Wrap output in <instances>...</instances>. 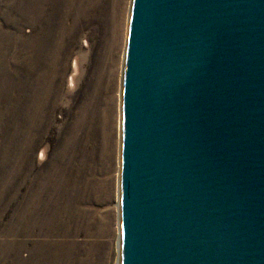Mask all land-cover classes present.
<instances>
[{
	"label": "water",
	"instance_id": "water-1",
	"mask_svg": "<svg viewBox=\"0 0 264 264\" xmlns=\"http://www.w3.org/2000/svg\"><path fill=\"white\" fill-rule=\"evenodd\" d=\"M119 264H264V0H131Z\"/></svg>",
	"mask_w": 264,
	"mask_h": 264
},
{
	"label": "rangeland",
	"instance_id": "rangeland-1",
	"mask_svg": "<svg viewBox=\"0 0 264 264\" xmlns=\"http://www.w3.org/2000/svg\"><path fill=\"white\" fill-rule=\"evenodd\" d=\"M127 1H129L130 3V0H122V10L124 12L121 13L119 19V21H121L119 22L120 32L119 30L117 31L119 32V37L116 36L117 34L115 33L116 29L118 28L116 24V28L113 32L115 33V36L113 35V38L115 37V45L117 44V46L114 48L115 51L113 50V62L109 63L110 68L112 67V69L114 68L113 70H115L113 71V94H115L113 101L115 110H117L114 112L115 114L119 115L118 118L120 117V110L118 109L120 108V96H118V98L116 97V90H120V79H118V77H120V73H117L116 67L118 66L117 61L119 59L120 47L118 48L119 50L116 48L118 47V45L120 46L123 43V37L126 39L125 35L122 36L124 30L122 29V27L124 28L125 23L127 30V11H125L124 9L125 6L127 8ZM58 6L59 0H0V51L2 50V53L0 52V122H4L3 124L2 122L0 124V264H59L58 149H60L59 142L62 136L60 128L68 124V122L70 121L69 114L63 112V104L59 102V85L61 83L63 89L66 87L65 81L67 80V77L71 72L70 59H72L73 54L74 56H78L86 50V46L84 47L83 40L86 41L85 44H88L89 46L87 47V51L89 52V54H92L91 56L95 54L94 52H96V50L98 49L97 47H99L100 43V32H98L97 30H93L94 28L92 29L91 25H85L82 26L79 30V33H77L79 36L77 35V37L69 42V44L59 43L58 18L60 19V11ZM123 17L126 18L125 22L123 21ZM13 19H15V21ZM17 24L20 28L17 27ZM29 24H33V27ZM12 31H14V33ZM53 40L55 41V43ZM40 41L42 42V44ZM20 43L22 44L20 45ZM52 46L54 47L52 48ZM67 49H70L71 53L69 52L70 57L66 59L65 53L68 51ZM30 54L32 57L30 56ZM57 62L60 63L57 65ZM88 63L82 65V68H84V70L86 69L85 72H88V70L90 69V63ZM81 80L86 79L84 78ZM1 82L3 84H1ZM42 90L44 91L42 92ZM35 93L36 97H34ZM108 94L110 95V93ZM15 96H19L18 100L11 103V100ZM45 97H47L48 99ZM27 110H29V112ZM19 123H21L22 125ZM118 125L119 127H115V125L111 126L112 131L115 135L113 134V150L110 151L112 156L110 163L108 164L107 162L106 164L107 169H103L101 165L102 159H99L98 156L99 151L101 150L99 146L101 141V134L100 132L98 133V127L93 131V133L89 131L90 129L88 128L87 131L90 132L93 136L92 147L93 149H95L92 157H95L96 159L94 161L96 162L95 165L97 170L94 175L90 177L88 174H86V170L82 171L81 173H75L76 175L74 174L73 176L75 181L73 184L74 186L76 184L79 188L76 191L75 196L77 198L81 197V199H84V193L88 192L87 182L92 184V190H94V187H96L97 183H100L102 181L109 182L108 190L106 189V186L101 185L103 197H105L102 199V195L100 194V199L98 198V195L93 198L90 209L91 212H97V214H100V216L106 215L105 217L107 221L104 224L107 223V226L105 225L102 229L103 236L94 239L95 243L100 244L99 253L100 251L101 253L99 256L100 260L103 261L104 264H112L114 257L118 255L115 243L118 239V229L115 226L118 223V215L117 208L113 204L116 201L115 195L117 194V180L119 179L117 177V173H119L120 124L118 123ZM116 133H118L117 136ZM84 159L85 158H82V160ZM71 182L72 180L69 178L68 183L70 184ZM84 187L85 191L82 190ZM47 198L49 199L46 200ZM84 204V202L81 203L82 208H85ZM49 218H51V220Z\"/></svg>",
	"mask_w": 264,
	"mask_h": 264
},
{
	"label": "bare ground",
	"instance_id": "bare-ground-1",
	"mask_svg": "<svg viewBox=\"0 0 264 264\" xmlns=\"http://www.w3.org/2000/svg\"><path fill=\"white\" fill-rule=\"evenodd\" d=\"M28 3H30V2H28ZM125 3H126V1H125ZM130 3H131V0H130ZM130 3H129V1H127V8H126V6L124 7L125 11H127V15H126L127 21L126 22H128V17H129V10L128 9H130ZM16 4H18V3H16ZM123 5H125V4H123ZM58 7H59V11H60V19L58 18V20H59V32H58L59 33V41L58 42L59 43H62V44L63 43H67V44H69V42H71L73 39H75V37H77V35H78L77 33H79L80 28L82 26H85V25H89V26L91 25L92 29L94 28L93 30H97L98 32H100V34H99L100 35V37H99V40H100L99 42L100 43H99V47H97L98 49L96 50V52H94L95 54L93 56H91L92 54H89V52L87 51V47H89V46H88V44L86 45L85 44L86 41L83 40V44H84V47L86 46V50L84 49L85 51H83V53L78 55V56L77 55L74 56V54H73L72 59H70L71 60L70 61L71 62V65H70L71 66V68H70L71 72H70L69 76L67 77V80L65 81L66 82V85H65L66 87L63 89L62 86H61V83L59 82L60 83V85H59V97H58L59 98V102L63 104L62 105L64 107L63 112L69 114V117H70V121L68 122V124L64 123L66 125L63 126L62 128H60V132H61L62 136H61V140L59 142L60 143V149H58V151H59V162H58L59 163V175H58L59 176V188H58L59 189V201H58L59 202V214H58L59 215V222H58L59 223V227H58L59 228V240H58L59 241V253H58L59 254V264H104V262L100 260V256H99L100 253H101V251L99 253L100 244L95 243L94 239L97 238V237L103 236V230L102 229H103V227L105 225L107 226V223L104 224L107 221V219L105 217L106 215H101L100 216V214L98 215L97 212H91L90 209H91V202H92L93 198H95L97 195H98V198H99L100 194L102 195V199L105 197V196L103 197L102 186L101 185L106 186V189L108 190L109 182L104 181L105 182L104 183L102 181L100 183H97L96 187H94V190H92V184L87 182V186H88L87 190H88V192L84 193V199H81V197L77 198L75 196L76 191L79 188L77 187L76 184L74 186L73 183L75 181H74V177L73 176H74L75 173H81L82 171L86 170V174H88L89 177H90V176H93L94 173L97 170L96 169V165H95L96 162L94 161L96 159H95V157L94 158L92 157L94 149H95V148L93 149V147H92L93 136L91 135L90 132L87 131L88 128L90 129L89 131H91L93 133V131L96 130V128L98 127V133L100 132V134H101V136H100L101 137L100 138L101 141H100V145H99L101 150L99 151L98 156H99V159H102V164L101 165H102L103 169H107V165L106 164H107V162L109 164L110 160H111V156L112 155H111L110 151L113 150L112 147H113V143H114L113 140H112L114 133L112 131V127L111 126L115 125V127H119L118 123L120 124V117L118 118L119 115L115 114V112H114V111H117V110H115V105H114V101H113L114 97H115V94H113V88H114V86H113V80H114V77H113L114 75L113 74H114V72L113 71H115V70H113L114 68L112 69V67L110 68L109 63L113 62V59H112V56L114 55L113 54V50L117 46V44L115 45V37L113 38V35L115 36V33L117 34L116 36L119 35V32H120V28H119L120 23L119 22H121V21H119V19H120L121 13H123L124 11L122 10L123 9L122 0H59V6ZM39 11H42V10H39ZM123 18H124L123 21L125 22L126 18L125 17H123ZM13 20L15 21V19H13ZM15 23H17V22H15ZM45 24H46V22H45ZM116 24H117L118 28L116 29V32L113 33L115 28H116ZM29 25H32V27H33V24H29ZM56 25H58V24H56ZM17 27H19V25ZM17 27H15V28H17ZM83 29H85V28H83ZM122 29H124L122 36L127 35V32H126L127 30H126L125 23H124V28L122 27ZM118 30H119V32H117ZM12 32L14 33V31H12ZM125 40L126 39L123 37V43L120 46L118 45V47L116 48V49H118L120 47L119 48L120 49L119 59L117 61V65L118 66L116 67L117 68L116 69L117 73L118 74L120 73L119 74L120 77H118V79H120V81H119L120 87H121V79H122V75H121L122 74V66H123V62L122 61H123V57H124V53H125V49H124L125 48V45H124V41ZM22 43H20V45ZM54 43H55V41H54ZM41 44H42V42H41ZM125 44H126V41H125ZM12 45H13V43H12ZM45 46H47V45H45ZM122 46H123V48H122ZM53 47L54 46H52V48ZM37 48H40V47H37ZM121 48L123 49V57H122V49ZM24 52H25V50H24ZM67 52H66L67 54L65 53L66 59L68 57H70L69 56L70 49ZM70 55H72V54H70ZM30 56H31V54H30ZM23 59H25V58H23ZM46 59H47V57H46ZM49 59H51V58H49ZM59 63L57 62V65ZM87 63L89 64L90 69L88 70V72L87 71L85 72L86 69L84 70V68H82L83 67L82 65L83 64L85 65ZM120 68H121V70H120ZM6 73H7V71H6ZM8 76H9V74H8ZM17 76H18V74H17ZM50 78H52V77H50ZM84 78L86 80H81V79H84ZM7 80H9V79H7ZM45 80H46V77H45ZM47 81H48V79H47ZM33 83H34V81H33ZM38 83H39V81H38ZM38 83H36V84H38ZM1 84H3V83L1 82ZM55 87H57V86H55ZM10 89H12V88H10ZM24 90H25V88H24ZM114 90H116V89H114ZM120 90H121V88H120ZM120 90L119 91L116 90V97L117 98H118V96H120ZM13 91H14V89H13ZM34 91H35V89H34ZM43 91L44 90H42V92ZM118 92H119V95H118ZM48 93H50V92H48ZM108 93H110V95ZM18 97L15 96L11 100V103L17 101ZM34 97H36V93H35ZM34 97H33V99H34ZM45 98H47V97H45ZM43 104H45V103H43ZM1 108H2V106H1ZM118 109L120 110V108H118ZM29 110H27V111L29 112ZM8 113H9V111H8ZM1 122H0V124H1ZM3 123L4 122H2V124ZM19 124H21V123H19ZM10 130H11V128H10ZM85 130H86V132H85ZM17 132H15V133H17ZM117 134L118 133H116V136H117ZM119 134H120V128H119ZM18 135H19V133H18ZM25 139H26V137H25ZM6 140H7V138H6ZM119 141H120V138H119ZM3 155H5V154H3ZM83 156H85V157H83ZM107 157H108V159H107ZM82 158H85V159L82 160ZM16 161H18V160H16ZM117 177L119 178V173H117ZM69 178L72 180V182L70 184L68 183ZM114 178H116V177H114ZM118 180H117V182H118ZM115 188H116V185H115ZM82 190L85 191V187ZM115 194H116V191H115ZM118 194L119 193H118V185H117V194L115 195L116 196V201H115V203H113L116 206V208H117V215H118V204H119V196H118ZM109 197H110V195H109ZM48 199L49 198H47L46 200H48ZM82 202L85 203L84 204L85 208H82V206H81ZM94 210H95V208H94ZM49 219L51 220V218H49ZM12 220H13V218H12ZM28 221H29V219H28ZM32 221H34V220H32ZM32 221H31V223H32ZM117 222L118 223L115 226L118 229V239H117V242H115V243H116V248H117L118 255H116L117 257L116 256L114 257L113 262L111 261L112 264H119V257H118L119 256V241H120V239H119V221H117ZM103 252H104V250H103Z\"/></svg>",
	"mask_w": 264,
	"mask_h": 264
}]
</instances>
